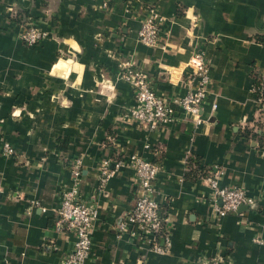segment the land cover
Masks as SVG:
<instances>
[{"label":"crops","instance_id":"1","mask_svg":"<svg viewBox=\"0 0 264 264\" xmlns=\"http://www.w3.org/2000/svg\"><path fill=\"white\" fill-rule=\"evenodd\" d=\"M150 9L160 18L155 45L137 36ZM25 22L48 36L25 45ZM195 52L209 74L200 115L176 108V120L154 129L132 120L123 61L172 101L192 83ZM257 81L264 0H0V264H68L75 235L55 221L77 160L79 193L96 208L83 264H199L218 252L228 264H264ZM132 155L158 165L152 196L166 218L164 252L149 235L117 230L138 192ZM210 177L253 204L219 214ZM155 241L163 246V236Z\"/></svg>","mask_w":264,"mask_h":264},{"label":"built area","instance_id":"2","mask_svg":"<svg viewBox=\"0 0 264 264\" xmlns=\"http://www.w3.org/2000/svg\"><path fill=\"white\" fill-rule=\"evenodd\" d=\"M151 15L147 16L138 29V39L145 45H155L159 40L160 18L150 9ZM47 32L37 26L25 22L19 38L22 43L34 46L41 42ZM193 67L191 74L192 83L187 87L184 94L175 100H169L166 96L156 93L152 88L147 76L137 69L132 60L127 59L122 63L121 77L133 87L135 105L130 109L129 117L145 126L154 129L158 125L170 123L176 120V108L185 113L199 116L201 106L206 97L209 82L208 64L201 52L193 53L189 58ZM259 86L254 87L257 96V108L261 112L264 109V83L259 81ZM199 122V119H196ZM6 153L12 151L8 144L3 147ZM78 160L71 165L72 186L62 192L60 204L56 210L55 229L66 228L75 235L73 251L68 264H83L89 255L91 248V230L95 218V206L85 201L78 187L79 169ZM119 161L115 163L116 166ZM130 166L137 185V195L128 214L118 222L117 230L129 232L131 235H149L152 237V249L164 252L170 246V238L166 232V218L160 214L159 204L152 196L153 182L158 172V165L140 155L130 156ZM107 173L101 178L104 183ZM213 189V196L220 204L216 205L219 214L235 212L241 205H251L254 199L248 196L239 187L219 186L214 177L208 178ZM163 236V246H159L155 238ZM199 264H228L225 257L218 252Z\"/></svg>","mask_w":264,"mask_h":264},{"label":"trees","instance_id":"3","mask_svg":"<svg viewBox=\"0 0 264 264\" xmlns=\"http://www.w3.org/2000/svg\"><path fill=\"white\" fill-rule=\"evenodd\" d=\"M259 81H257L256 83H255V87H257V86H259Z\"/></svg>","mask_w":264,"mask_h":264}]
</instances>
